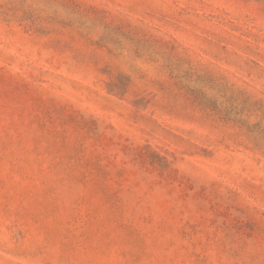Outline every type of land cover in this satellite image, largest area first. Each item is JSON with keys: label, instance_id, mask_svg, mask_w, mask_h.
<instances>
[{"label": "rangeland", "instance_id": "374dc122", "mask_svg": "<svg viewBox=\"0 0 264 264\" xmlns=\"http://www.w3.org/2000/svg\"><path fill=\"white\" fill-rule=\"evenodd\" d=\"M0 264H264V0H0Z\"/></svg>", "mask_w": 264, "mask_h": 264}]
</instances>
